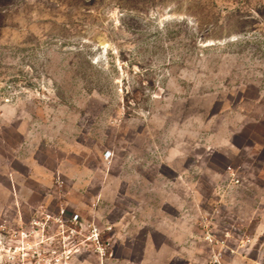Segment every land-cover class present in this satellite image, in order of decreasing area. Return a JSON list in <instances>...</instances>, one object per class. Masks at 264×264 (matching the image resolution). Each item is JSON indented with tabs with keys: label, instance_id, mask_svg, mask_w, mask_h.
Listing matches in <instances>:
<instances>
[{
	"label": "rangeland",
	"instance_id": "374dc122",
	"mask_svg": "<svg viewBox=\"0 0 264 264\" xmlns=\"http://www.w3.org/2000/svg\"><path fill=\"white\" fill-rule=\"evenodd\" d=\"M263 195L264 0H0V264H103L123 211L135 259L205 264L204 218L259 224ZM60 207L101 249L33 229Z\"/></svg>",
	"mask_w": 264,
	"mask_h": 264
},
{
	"label": "built area",
	"instance_id": "2783aa9c",
	"mask_svg": "<svg viewBox=\"0 0 264 264\" xmlns=\"http://www.w3.org/2000/svg\"><path fill=\"white\" fill-rule=\"evenodd\" d=\"M236 183H239V181L236 180ZM56 184L59 188H62L64 182L58 180ZM50 222L61 228L72 225L74 234L87 231V241L100 246L98 249H101L100 229L93 222H85L80 214L69 213L64 207H60L54 216L45 215L41 221H35L33 229L45 230ZM201 226L202 242L209 249V258L205 264H229V261L234 260L254 261L256 264H264V232L260 234L256 231L251 232L248 227L233 217L225 219L224 222L213 223L209 214L204 218ZM106 230L109 231L110 228L107 227ZM39 253L38 248L34 253L26 249V260L29 259V256H32L39 263L41 259ZM252 255H255L256 258H252ZM67 260L68 258L64 256L57 258L60 263L68 264Z\"/></svg>",
	"mask_w": 264,
	"mask_h": 264
},
{
	"label": "crops",
	"instance_id": "0c3cea01",
	"mask_svg": "<svg viewBox=\"0 0 264 264\" xmlns=\"http://www.w3.org/2000/svg\"><path fill=\"white\" fill-rule=\"evenodd\" d=\"M261 205L264 206V195L261 198ZM139 212L142 211V208H136ZM154 215L158 214L157 209L153 211L150 210ZM128 213L126 211H123V215L121 216V219L119 222L112 220V218H109L108 221V227L109 230V237L110 238V245L114 248L113 256L111 255L109 258L104 260L103 264H171V261H165L162 259H159V257L153 256V259H144L140 258L139 260L135 259L133 254L130 251V245L132 243H135L141 241V238L144 237V234L147 233L144 227H142L141 224V217L140 215H136L135 220L131 222V218L127 217ZM251 214V211H250ZM244 223L248 225L249 229L251 231H256L257 233H262L264 231V221L257 224L255 223V220L251 218H247L248 221H245ZM168 230L171 232V239L175 240V233H174V226L167 225ZM145 230V231H144ZM181 235H182V241H184L188 236V223L187 221L183 220L182 226H181ZM151 237L150 240H154L155 235L158 234V229L154 231V229L150 232ZM158 236V235H157ZM168 238V235H166ZM138 238V239H137ZM179 240V237H177ZM177 240V239H176ZM155 244V242L151 241V244ZM170 262V263H169Z\"/></svg>",
	"mask_w": 264,
	"mask_h": 264
}]
</instances>
